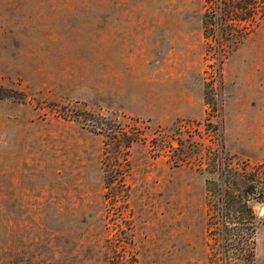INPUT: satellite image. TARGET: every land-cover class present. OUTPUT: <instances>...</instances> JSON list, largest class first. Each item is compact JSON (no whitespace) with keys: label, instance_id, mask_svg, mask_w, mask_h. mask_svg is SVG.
<instances>
[{"label":"rangeland","instance_id":"obj_1","mask_svg":"<svg viewBox=\"0 0 264 264\" xmlns=\"http://www.w3.org/2000/svg\"><path fill=\"white\" fill-rule=\"evenodd\" d=\"M0 86V264H264V0H0Z\"/></svg>","mask_w":264,"mask_h":264},{"label":"trees","instance_id":"obj_2","mask_svg":"<svg viewBox=\"0 0 264 264\" xmlns=\"http://www.w3.org/2000/svg\"><path fill=\"white\" fill-rule=\"evenodd\" d=\"M219 9H221L220 5H219ZM228 9H229L230 15L227 16V21L228 20H231V21H251L254 17L253 10L255 9V6H252L250 4H246L245 7L240 6V7L228 8ZM244 10L247 11V14H245V15L242 14V11H244ZM225 11H227V10H224V12ZM222 13H223V8H222ZM227 23H229V22H221L219 20H217V22H213L209 13L206 12L204 14L205 30L210 29V27L214 26V25L220 29L221 27L225 26V24H227ZM215 42L218 45V48H220L221 38H216ZM221 62L222 61L220 59L219 64H221ZM10 93H11L10 90H7V89L0 86V99H10L11 98ZM101 126H103V124ZM128 143L130 144V142H126L127 147L129 146Z\"/></svg>","mask_w":264,"mask_h":264},{"label":"water","instance_id":"obj_3","mask_svg":"<svg viewBox=\"0 0 264 264\" xmlns=\"http://www.w3.org/2000/svg\"><path fill=\"white\" fill-rule=\"evenodd\" d=\"M258 216H259V217L264 216V206H262V207L260 208V211L258 212Z\"/></svg>","mask_w":264,"mask_h":264}]
</instances>
